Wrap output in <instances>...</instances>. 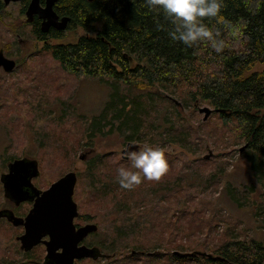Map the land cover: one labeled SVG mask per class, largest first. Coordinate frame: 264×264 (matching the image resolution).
<instances>
[{
    "label": "trees",
    "instance_id": "16d2710c",
    "mask_svg": "<svg viewBox=\"0 0 264 264\" xmlns=\"http://www.w3.org/2000/svg\"><path fill=\"white\" fill-rule=\"evenodd\" d=\"M27 2L23 0L21 4L22 13ZM53 10L59 18H68L66 32L84 31L70 42L64 40L65 31L50 29L42 33L38 20L32 25L35 39L43 43L50 59L62 72L75 78H107L149 100L171 101L168 96L171 95L191 103L193 109L200 102L213 110H222L216 113L217 117L223 124L234 123L233 141L245 142V152L252 167L256 169L257 166L253 157L264 163V0H223L221 14L227 23L217 24L214 18L204 19L214 32H219L218 38L224 42L220 52L206 41L191 47L173 41L168 35L171 25L162 14L149 12L144 0H56ZM3 11L0 0V19ZM52 41L57 43L49 44ZM256 66L260 69L254 70ZM8 94L0 84V101H7ZM110 98L103 113L84 126L89 138L94 137L102 125L109 124L108 120L120 116L122 123L117 129L128 132L125 139H140L144 126L148 121L153 122L154 112L159 109L151 107L147 110L142 106L141 110V103H144L141 99L126 103L123 99L116 102L117 94ZM111 105L114 112H107ZM177 118L178 113L162 139L163 143L184 147L190 143L191 129L183 125L185 133L179 126L184 121ZM62 121L63 118H59L51 123L57 126ZM71 135L65 130L47 134L42 147L57 154ZM147 135L145 131L144 137ZM107 158L96 156L89 161L87 176L92 178L93 189L102 199L112 196L116 217L128 215V218L125 219L127 222L110 229V242L103 239L102 244H98L100 247L97 245L99 248L113 254L128 248L132 260L146 256L147 252L158 251L157 259H161L162 264H264V243L255 239L226 240L211 248L204 241L211 249L210 253L221 260L173 256L169 251L188 253L190 247L185 246L179 236L182 234L190 241L198 227L193 222L196 208H191L185 199L188 196L186 177L179 172L184 163L176 172L174 161L167 159L168 171L175 173L171 182L147 184V180H143L133 189L126 190L119 186L115 176L104 181L100 179L107 176L102 170L105 161L110 162ZM121 162L125 163V160ZM115 168L117 171L119 167ZM193 185L192 182L187 187L194 189ZM84 219L88 221L90 216ZM192 226H195L193 230ZM166 234L169 239L171 237L170 241L164 237Z\"/></svg>",
    "mask_w": 264,
    "mask_h": 264
},
{
    "label": "rangeland",
    "instance_id": "374dc122",
    "mask_svg": "<svg viewBox=\"0 0 264 264\" xmlns=\"http://www.w3.org/2000/svg\"><path fill=\"white\" fill-rule=\"evenodd\" d=\"M21 8L20 2L10 3L4 7L0 19V51L6 58L16 62L15 68L9 74L0 69V84L9 93L7 101H0V175L6 174L9 162L24 157L38 161L39 176L33 180L38 189H46L65 174L76 172L73 200L77 205L78 217L74 222L97 226L96 234L86 240V244L88 242L97 246L102 244L103 239L109 240V243L112 238L110 229H115L116 224L120 225L128 215L116 217L112 196L102 199L94 191L91 183L93 180L87 176L89 161L96 156L109 157L107 159L110 162L105 161L102 167L107 175L100 178L104 181L114 176L116 178L115 166L132 167L130 159L123 153L129 146L136 144L137 149L145 144L159 146L163 148L166 159L174 161L172 164L176 166V172L182 163L185 165L179 172L186 177L188 196L185 199L191 208H196L193 222L198 226L191 234L190 241L181 236L182 234L179 236V240L190 247L188 253L194 250L210 253L212 246L226 240L255 239L264 243V163L253 157L252 160L257 162L254 169L245 150L239 152L245 142L233 141V122L223 124L215 112L203 121V114L198 109H212L205 103L199 102L193 109L191 103L168 95L170 100L172 98L179 103L177 106L166 98V101H159L158 98L149 100L141 93L107 78L69 76L53 63L43 43L35 39L32 25L26 22ZM65 34L64 40L72 42L84 34V31L77 29L74 32L65 31ZM55 43L57 42L52 41L49 44ZM259 69V66L254 68ZM113 94H117L116 102L119 99L126 103L141 99L144 100L141 110L142 106L147 110H151V107L159 109L154 112L153 122L148 121L146 126L143 125L140 139H125L128 132L117 129L122 123L120 116L108 120L109 124L102 125L100 131L89 138L84 126L103 113ZM112 107L111 105L107 112H114ZM177 113V119L184 121H179V126L184 128L183 125H188L191 129L190 143L187 142L184 147L177 143H163L162 139ZM59 118H63V121L58 123V127L51 123ZM60 130L72 134L65 142L66 145L57 154L50 149H44L42 141L46 135ZM145 131L148 133L147 137H144ZM184 132L186 133V128ZM81 155H85V159L80 160ZM207 155L209 157L205 159ZM122 159L125 163L121 162ZM187 172L191 173L192 179ZM174 175L175 173L167 171L159 181L146 182H171ZM192 182L194 189L187 187ZM161 198L158 197L160 201ZM162 204L166 205L163 201ZM4 208L13 209L12 204L4 198L0 184V210ZM28 208L27 205L21 206L17 209V214L21 216ZM87 215L90 216L88 221L84 219ZM20 234L21 229L0 220V264H19L26 261L29 262L25 264H34L41 261L44 255L42 246L26 254L19 251L15 238ZM168 236L164 235L167 240ZM148 238L157 239L154 236ZM204 241L208 242L210 248H207ZM100 252L106 257L102 256L96 262L86 259L77 264L163 262L157 257L145 255L132 260L128 248H121L114 254L104 248Z\"/></svg>",
    "mask_w": 264,
    "mask_h": 264
},
{
    "label": "water",
    "instance_id": "95a60500",
    "mask_svg": "<svg viewBox=\"0 0 264 264\" xmlns=\"http://www.w3.org/2000/svg\"><path fill=\"white\" fill-rule=\"evenodd\" d=\"M4 7L10 3H17L21 0H1ZM41 0H31L26 9V22L32 21L37 15L41 21L40 31L47 33L50 29L65 31L68 18H59L53 10L56 0H44V7H40ZM16 66V62L8 59L0 51V69L9 74ZM177 106L179 103L171 99ZM203 114V121L212 114L221 113L222 110H213L207 107L198 109ZM131 145V144H129ZM244 145L239 152L245 150ZM137 149V145L129 146L126 151ZM80 156V160L85 159ZM209 155L205 156L207 159ZM38 176V166L35 160L27 158L17 159L8 165V173L1 176L5 188V196L11 200L16 199L17 203L32 201L33 206L24 219L17 218L9 210L0 211V217H5L12 226H23L24 233L18 238L20 249L24 252L42 244L46 249L45 264H74V260L98 257V250L86 246H78L90 233L97 231L93 224L75 228L73 221L78 216L77 205L73 200L74 187L77 177L74 172H69L58 181L51 184L46 190L39 191L31 183V180ZM48 237V241L43 238ZM176 257H202L210 260H221L211 253L203 250H194L189 253L179 251L171 252ZM148 256L157 254L149 253Z\"/></svg>",
    "mask_w": 264,
    "mask_h": 264
},
{
    "label": "clouds",
    "instance_id": "9594fccd",
    "mask_svg": "<svg viewBox=\"0 0 264 264\" xmlns=\"http://www.w3.org/2000/svg\"><path fill=\"white\" fill-rule=\"evenodd\" d=\"M149 12L162 14L171 25L168 35L173 41H179L188 47L197 42H208L216 51H222L223 40L219 32L213 31L204 22L205 18L215 19L217 24L227 23L221 14L223 0H144ZM131 161V168L119 167L116 180L119 186L131 190L143 180L159 181L169 164L163 148L148 144L125 153Z\"/></svg>",
    "mask_w": 264,
    "mask_h": 264
},
{
    "label": "flooded vegetation",
    "instance_id": "af4514ba",
    "mask_svg": "<svg viewBox=\"0 0 264 264\" xmlns=\"http://www.w3.org/2000/svg\"><path fill=\"white\" fill-rule=\"evenodd\" d=\"M30 1H31V0H28V2H27V4H26V9H27V7H28ZM22 2H23V0L20 1L21 4H22ZM17 3H18V2H17ZM44 3H45V1H44V0H41V1L39 2L40 7H44ZM26 9H25V11H24V13H23L24 16H25ZM25 17H26V16H25ZM36 20L39 21V27H40L41 21L38 19L37 15H34L33 18H32V21L29 22L28 24L33 25L34 22H35ZM54 30H55V29H54ZM134 150H135V149H134ZM6 173H8V166H7V172H6ZM2 175H4V174L2 173V174L0 175V184H1V187H2L3 196H4L5 199H7V200L12 204L13 209H8V208L5 209V208H4V209H1L0 211L9 210V211H11V212L13 213V215H14L15 217H17V218H21V219H24L25 216H26V215L28 214V212L30 211V209L32 208V206H33V202H32V201H25V202L17 203L16 199L11 200L10 198L6 197V196H5V188H4V185H3V181L1 180V179H2V178H1ZM35 178H36V177H35ZM35 178H33V179L31 180L32 185H33L37 190H39V191H44V190H46L47 188H46V189H38V188L34 185L33 180H34ZM59 179H60V178H59ZM59 179H58V180H59ZM58 180H56V181H58ZM56 181H55V182H56ZM53 183H54V182H53ZM53 183H52V184H53ZM24 205H27L29 208H28V210L26 209L27 211H25V213H23V214L20 216L19 214H17V209H19L21 206H24ZM77 217H78V216H77ZM2 219L5 220L8 224H10V225L12 226V224L9 223L5 217H0V220H2ZM74 221H75V219H74ZM74 221H73V224H74V226H75L76 229H78V228H80V227H82V226H84V225H87V224L79 225V224L75 223ZM15 228H19V229H21V234L15 238L16 242L19 244V251H21V252H23L24 254H26V253H30L31 251H33V249H35L36 247H41V246H42L43 249H44V255L42 256L40 262H35L34 264H45V262H44V259H45V256H46V249H45V246L42 245V244H39V245L33 247L31 250H29V251H27V252L22 251V250L20 249V242L18 241V238L24 233V227L20 225V226H17V227H15ZM95 233H96V232H94V233H90V234H89L85 239H83V241H82L81 243H79V245H78V246H82V245H83V246H86V247H88V248H90V249L93 248V249L98 250V257H96V258H92V259H91V258H87V260H91V261H93V262H96L97 260L101 259V257L103 256V254L100 252V248H99V247L95 246L93 243H88V242H87V244H86V240H87V238H88L89 236L95 234ZM43 241H48V237L43 238ZM152 253H153V254H157V255L154 256V257H158L160 252H158V251H154V252H152ZM147 254H149V253H146V256H148ZM103 257H106V255L103 256ZM107 257H108V256H107ZM83 260H86V259H82V260H74V264H77L78 262H81V261H83ZM31 261L34 262V260H31ZM28 262H29V261L21 262V263H19V264H25V263H28Z\"/></svg>",
    "mask_w": 264,
    "mask_h": 264
}]
</instances>
